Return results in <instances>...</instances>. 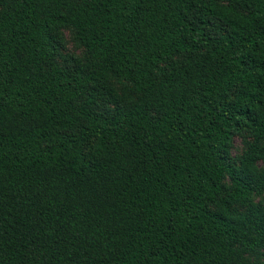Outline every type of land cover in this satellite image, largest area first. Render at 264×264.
Instances as JSON below:
<instances>
[{
  "label": "trees",
  "instance_id": "obj_1",
  "mask_svg": "<svg viewBox=\"0 0 264 264\" xmlns=\"http://www.w3.org/2000/svg\"><path fill=\"white\" fill-rule=\"evenodd\" d=\"M262 193L264 0H0V264H264Z\"/></svg>",
  "mask_w": 264,
  "mask_h": 264
},
{
  "label": "rangeland",
  "instance_id": "obj_2",
  "mask_svg": "<svg viewBox=\"0 0 264 264\" xmlns=\"http://www.w3.org/2000/svg\"><path fill=\"white\" fill-rule=\"evenodd\" d=\"M209 28L212 30L213 34H216V33L220 34V33H224L225 31L221 25L213 24ZM60 37L64 44V46L60 48V53L63 57V58L62 57L58 58V62L60 64H64L65 58L69 56L83 57L84 49L77 45V43L74 40V34L70 29H67V28L61 29ZM112 86L115 90H117L118 94H121L122 89L125 87V83L114 81L112 83ZM98 102L101 103L102 99L99 98ZM249 141H250V136L246 132L240 135H236L234 137L232 148H231L232 156L238 157L242 155ZM253 201L257 203H264V193L260 195H255L253 198Z\"/></svg>",
  "mask_w": 264,
  "mask_h": 264
}]
</instances>
